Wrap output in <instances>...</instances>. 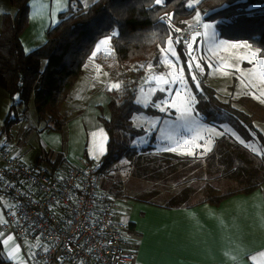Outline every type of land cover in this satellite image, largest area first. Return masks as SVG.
<instances>
[{"label": "trees", "instance_id": "obj_1", "mask_svg": "<svg viewBox=\"0 0 264 264\" xmlns=\"http://www.w3.org/2000/svg\"><path fill=\"white\" fill-rule=\"evenodd\" d=\"M9 1L15 13L4 14L0 26V89L11 101L3 124L5 132L24 115L33 100L44 128L64 136L68 118L64 104L97 43L110 38L113 66L127 69L141 64V68L135 72L136 81L109 91V116L99 117L109 137L107 151L99 161V177L125 158L132 167L133 178L153 184L174 183L175 192L164 204L168 209L200 203L218 205L230 196L260 188L264 155L252 153L231 136L215 138L203 156L178 155L165 152L164 148L159 152L155 135L147 146H131V141L144 133L133 128L131 118L139 112L159 114L151 107L142 108L135 103L137 80L148 64L156 62L158 50L164 48L169 38L176 41L180 58L185 61L181 34L190 30L189 21L196 14L216 22L220 38L246 41L264 59V0H161L159 4L156 0H96L87 8L81 0H69V8L47 30L46 42L29 52L24 50L20 36L28 26L30 0ZM200 84L196 111L203 121L211 123L217 119L216 112H228L240 123V130L243 126L249 128L264 150V137L253 126L252 117L237 111L228 101L221 102L203 81ZM159 96L163 95L155 94L153 101ZM18 108H23L20 117ZM246 129L244 140H254ZM61 159L58 155L56 162L61 163ZM84 160L93 163L85 156ZM196 193L201 198L192 202ZM158 194L154 189L133 199L150 203ZM0 264H12L4 257L1 242Z\"/></svg>", "mask_w": 264, "mask_h": 264}, {"label": "crops", "instance_id": "obj_2", "mask_svg": "<svg viewBox=\"0 0 264 264\" xmlns=\"http://www.w3.org/2000/svg\"><path fill=\"white\" fill-rule=\"evenodd\" d=\"M29 6L28 26L20 36L26 52L46 42L47 30L69 8V0H30ZM90 70L94 71L92 76ZM110 90L108 73L91 56L64 104L68 115L64 136L48 131L43 122L38 128L29 125L25 112L21 117L24 120H18L15 126L4 131L5 143L16 148L24 163L45 173L64 174L70 167L80 166L84 156L93 162L101 161L109 137L99 117L109 116ZM10 104L8 94L0 89V128ZM13 127H18L15 136ZM101 129L106 140L99 134ZM36 132L38 151L33 148L30 137ZM58 155L61 163L56 162ZM121 182L119 187L115 186L112 197L116 214L124 215L130 224L126 250L132 255V264H264V179L255 191L230 196L218 205L200 203L171 209L164 207L165 202L134 201L133 197L150 191L126 194L125 183L122 179ZM7 206V199L0 195L3 255L12 264H30V253L45 246L38 239L19 242L11 231L2 228Z\"/></svg>", "mask_w": 264, "mask_h": 264}, {"label": "rangeland", "instance_id": "obj_3", "mask_svg": "<svg viewBox=\"0 0 264 264\" xmlns=\"http://www.w3.org/2000/svg\"><path fill=\"white\" fill-rule=\"evenodd\" d=\"M93 2L95 0H83L82 3L88 7ZM14 13L15 8L9 0H0V26L4 14L13 16ZM206 24L208 25L207 28H205ZM197 25L201 26L200 32L194 30ZM188 26L191 28L185 31L184 34L189 35V41L183 40L182 42L186 51L185 61L180 58L176 41L169 38L164 48L158 50L156 62L148 64L137 80L135 103L142 108L151 107L159 114L150 115L144 112L133 114L131 118L133 128L142 129L144 133L134 138L131 141V146H147L152 136L155 135V147L159 152H162L161 150L164 148L163 151L165 152L190 156L196 153L199 156H203L209 151L207 150L209 147L211 149L215 138L229 135L247 147L252 153L263 156L264 150L258 139L255 138L256 136L249 128L247 130L245 126L240 130V123L232 118L228 112H216L217 119L211 123H206L196 111L198 95L201 94L200 82L203 81L205 85L215 91L217 98L221 102L227 103L228 101L237 111L251 116L253 126L264 137V81L260 78L259 65L256 61L251 60L253 52L257 53L258 59H262L258 56L257 49L246 41H230L220 38L216 22L208 21L200 14H196L189 21ZM184 34H181L182 37ZM194 35L195 40H193ZM104 39L97 43V45H100L99 50H97L96 45L93 52H96L95 61L103 65L102 67L109 75L110 89H113V84H119L120 88L124 84L136 81L135 72L141 68V64H132L127 69H119L113 66L110 56V40H108L107 44H100ZM189 44L192 45L191 49L188 47ZM168 60L172 61L171 65H169ZM173 68H175L177 76H179L181 69L184 70L183 83H181L180 79H173ZM254 71L256 75L252 74ZM89 74L92 76L94 71L90 70ZM158 76H163L169 83L159 82L155 79ZM193 76L195 79H193ZM115 89L118 90V88ZM177 92L180 93L181 100L184 97H195V101L191 105L192 111L187 116L184 114V105L181 100H177ZM157 93L163 96H159L153 101ZM174 100L177 101L178 107L172 106ZM9 106L6 107L5 105L7 111ZM161 108L164 110L161 111ZM22 112L23 108L17 109L19 117ZM25 112L26 121L29 125H33L36 128L42 126V123L38 121L33 100L29 101ZM19 120L24 119L20 117ZM15 124L17 123L12 126H15ZM16 128L18 127H13V136H15ZM245 129L247 133L249 131L254 140H244ZM36 135L37 132L31 134L30 137L32 138L31 144L33 148L38 151L39 142ZM131 174L132 167L128 160L123 158L117 166L115 164L110 171L101 175L99 188L102 189V192L108 193L112 197L114 192H116L115 186L119 187L122 179L123 184L125 183L126 194H136L139 191L145 192V189L149 191L157 190L159 194L152 199L156 203L166 202L169 198L167 194L175 192L174 183H167L166 185L163 183H148L133 178ZM221 187L226 189L223 183H221ZM200 198L201 195L196 193L192 198V202H196ZM112 199L114 200L113 197Z\"/></svg>", "mask_w": 264, "mask_h": 264}, {"label": "built area", "instance_id": "obj_4", "mask_svg": "<svg viewBox=\"0 0 264 264\" xmlns=\"http://www.w3.org/2000/svg\"><path fill=\"white\" fill-rule=\"evenodd\" d=\"M182 38L189 41L188 34ZM5 139L1 129L0 195L9 203L2 228L19 242L38 239L45 246L30 253V264H132L129 222L100 191L99 162L45 173L24 163Z\"/></svg>", "mask_w": 264, "mask_h": 264}, {"label": "snow or ice", "instance_id": "obj_5", "mask_svg": "<svg viewBox=\"0 0 264 264\" xmlns=\"http://www.w3.org/2000/svg\"><path fill=\"white\" fill-rule=\"evenodd\" d=\"M156 2L159 4V3H161V0H156ZM190 6V5H189ZM208 27V25L206 24L205 25V28H207ZM110 38H105L104 40H102L101 42H100V44H107L108 43V40H109ZM193 40H195V35L193 36ZM221 43H224V42H221ZM244 43H246V42H244ZM99 47H100V45H97V50H99ZM188 47H189V49H191L192 48V45L191 44H189L188 45ZM174 55H175V53H173ZM190 55H191V53H189ZM92 55H93V57L96 55V52L94 51L93 53H92ZM251 60H254V61H256V63L259 65V73H260V78H261V80L262 81H264V59H258L257 58V53L256 52H253L252 54H251ZM251 62V61H250ZM168 63H169V65H171L172 64V61L171 60H168ZM189 67H191V65H189ZM197 67H199V65H197ZM183 73H184V70L183 69H181L180 70V73H179V76H177V73H176V71H175V68H173V72H172V75H173V79L175 80V79H180V81H181V83H183ZM253 75H256V73H255V71L252 73ZM155 79H157L159 82H162V83H164V84H167V83H169V81L168 80H166V79H164V77L163 76H158V77H155ZM193 79H195V77L193 76ZM112 87L113 88H119V84H113L112 85ZM176 96H177V100H181V98H180V93L179 92H177L176 93ZM194 101H195V97H184L182 100H181V103L184 105V114L187 116V114L188 113H190L191 111H192V109H191V105L194 103ZM172 106L173 107H178V105H177V101H173V103H172ZM164 109L163 108H161V111H163ZM179 110V109H178ZM100 136H101V138L102 139H104V140H106V136L104 135V133H103V129H101L100 130ZM94 136L96 135L95 133L93 134ZM210 143V142H209ZM170 150H173V151H175L176 149H170ZM207 150H210V147L207 149ZM103 151H104V149H103V146L101 145V147H100V153L101 154H103ZM9 239H11V238H9Z\"/></svg>", "mask_w": 264, "mask_h": 264}]
</instances>
